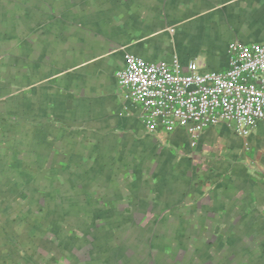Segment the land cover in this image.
<instances>
[{
  "label": "crops",
  "instance_id": "1",
  "mask_svg": "<svg viewBox=\"0 0 264 264\" xmlns=\"http://www.w3.org/2000/svg\"><path fill=\"white\" fill-rule=\"evenodd\" d=\"M233 42H264V0H0V264H135L111 232L137 218L184 260L264 264V122L196 146L185 129L149 133L115 76L126 54L225 71ZM44 190L61 242L8 222Z\"/></svg>",
  "mask_w": 264,
  "mask_h": 264
},
{
  "label": "built area",
  "instance_id": "2",
  "mask_svg": "<svg viewBox=\"0 0 264 264\" xmlns=\"http://www.w3.org/2000/svg\"><path fill=\"white\" fill-rule=\"evenodd\" d=\"M115 76L124 99L140 107L149 133L185 129L196 146L210 127L225 124L248 136L264 122V42L231 43L225 71H203L197 61L183 69L177 60L156 63L126 54Z\"/></svg>",
  "mask_w": 264,
  "mask_h": 264
},
{
  "label": "rangeland",
  "instance_id": "3",
  "mask_svg": "<svg viewBox=\"0 0 264 264\" xmlns=\"http://www.w3.org/2000/svg\"><path fill=\"white\" fill-rule=\"evenodd\" d=\"M43 194H44L43 198L40 197L39 192L33 195L35 204L31 208V211H29L30 213L28 214L27 218H24L22 214H19V218L17 221L15 218H13L12 221H8V222H12L13 224L14 223L17 224L20 222V219L22 218L21 223L23 224V230L26 233V237L24 238L27 239V242L28 241L33 242L34 240L33 238L35 236L33 235L31 237V234L34 231V229L38 228L37 230H39V233H41L42 232L41 229L45 225L51 226L53 229L52 230L53 232L49 233L48 231L45 234H42V233L39 234V236H42V238H44V240H40V241L42 242L46 241L44 243H49L50 241H56L57 237L59 236L58 235L59 230L56 228V225H55V221H56L54 217L55 210L49 209L50 208L49 206L51 205L49 202H50V199L53 197L52 195L53 193L52 191L46 193V191L44 190ZM35 196H38V199L35 198ZM2 204L6 206L5 208H7V210L6 209L5 210H6V213L8 214L9 211H11V209H13L14 207H15V211L18 212L17 209L21 207L22 201L18 198V196H16V198L13 199V198H10L9 195H7L5 197V200L2 202ZM15 216H17L16 213H15ZM75 220L77 224L75 225L74 233L79 234L80 230L78 227L81 223L84 222L85 219L83 220L75 219ZM145 223L146 221H144V219L137 218V223L135 225L132 226V224H125L122 227L121 226L118 227V225L120 224H116V228H115L116 231L114 230L113 232H111L112 236L116 238V241H113V242H115L116 244H122L124 248L123 253L128 252L129 255L132 254L135 264H147L148 260L150 264H182L184 261H185L184 264H191V261H192V264H232L231 259L224 258L225 254H227L225 253L227 252L225 250L222 252L221 255L217 254L216 253L217 251L212 250L214 255L213 256L209 255L208 258L202 255L203 252L200 251L201 253L198 252L197 256L193 255V260H191L192 257H190L188 260L187 259L184 260L183 257L187 253H190L189 249L186 251H183V253L181 254L180 249H177V250L175 248L171 249L168 245L166 244L164 245L162 241L163 238H160L159 233L155 231L156 228L153 230L151 224H149L150 228H148V225H146ZM97 224L99 227L102 228V230L105 229L104 228L105 224L103 223L101 224V220ZM89 225L90 227H93L91 223ZM137 226H139L140 228H137ZM18 228H22V226L20 225ZM143 229H145L144 232H143ZM84 232H86V235L88 237L87 240H90V237H93L96 240L97 233L95 232V229L94 231H91L90 229H86L84 230ZM109 232L110 230H108V233ZM80 234L83 237V233L81 231H80ZM78 241H79L78 239L73 240V242L71 240V244L78 247ZM56 242H61V241L59 239ZM25 244L26 242L22 241V244L20 245V247L23 248V251L20 249L23 256H26L25 249L30 247L29 243H27L26 245ZM81 252H84V251H81ZM84 253L86 254L85 258L88 260V252H84ZM52 257L53 256H50L51 259H49L48 261L50 264H62L63 263V262L61 263L56 262L53 259L54 257L53 258ZM99 257L100 256L98 255L94 259H97Z\"/></svg>",
  "mask_w": 264,
  "mask_h": 264
}]
</instances>
